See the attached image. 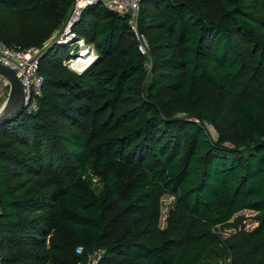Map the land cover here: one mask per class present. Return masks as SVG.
Masks as SVG:
<instances>
[{
    "label": "trees",
    "instance_id": "1",
    "mask_svg": "<svg viewBox=\"0 0 264 264\" xmlns=\"http://www.w3.org/2000/svg\"><path fill=\"white\" fill-rule=\"evenodd\" d=\"M73 2L0 0V41L41 49ZM138 29L148 79L128 16L84 7L95 61L71 73L50 44L38 110L0 123V264H264V0H142Z\"/></svg>",
    "mask_w": 264,
    "mask_h": 264
},
{
    "label": "built area",
    "instance_id": "2",
    "mask_svg": "<svg viewBox=\"0 0 264 264\" xmlns=\"http://www.w3.org/2000/svg\"><path fill=\"white\" fill-rule=\"evenodd\" d=\"M74 1H77V9H79V11L77 10L75 11V14L77 15L76 18H71L70 16V18L66 22L67 23L66 28H69L74 23H76L84 7L94 4L98 1H100L103 7L107 10L117 13L121 16H128V24L137 42V49L139 53L145 58L144 67L147 70V72H150L151 62L149 60V52H150L149 42L146 35L140 32L138 29V15L142 0H74ZM72 36L74 35L72 34ZM76 39L78 41H81L82 44L85 43L84 40L82 39L80 40L78 38ZM64 43L65 44L58 42V44H62L64 46H73L72 40L68 37ZM46 47H48V44L46 45L44 44V46L41 49H36V48L20 49L14 46L13 47L7 46L2 41H0V65L12 70L15 73L16 77L18 78L23 89L22 109L28 113H34L38 110L37 98L41 96V91L44 81L43 76L39 73V59ZM74 48H76V51L71 52L73 53L71 55V59L76 58L77 55H79V53L82 52L81 46L79 44H76ZM71 59L67 61H70ZM93 60L89 59L87 56L83 68L84 69L87 68L93 62ZM0 89L6 92V96L8 98L10 91V84L8 80L3 77H0ZM75 252L77 254H80L81 249H76ZM102 254L99 255L100 259L102 257ZM90 257H89V262H90ZM89 262L87 264H89Z\"/></svg>",
    "mask_w": 264,
    "mask_h": 264
},
{
    "label": "rangeland",
    "instance_id": "3",
    "mask_svg": "<svg viewBox=\"0 0 264 264\" xmlns=\"http://www.w3.org/2000/svg\"><path fill=\"white\" fill-rule=\"evenodd\" d=\"M79 11V9H77V1H74L69 10L68 13L66 14V17L64 19V21L62 22L61 26H59L54 33L50 36V38L47 40V42L45 43L48 44V46L50 44H54L55 46H64L62 44H65L64 42L66 41L67 37L70 38L72 40L73 46L67 48V49H62V48H58V58L60 60H69L70 56L68 55V53L71 52H75L76 48H74L76 46V44H79L81 46V49H85V53L87 54L88 58L90 59H94L97 58V52L96 49L94 47V45L92 44H82L81 41H78L75 38V35L72 32L73 27L75 26L76 23H74L72 26H70L69 28H66L67 25V20L70 18H76V14L75 11ZM80 20V16L78 17L77 21ZM76 21V22H77ZM72 34L74 36H72ZM58 42L62 43V44H58ZM73 53H71L70 55H72ZM80 54V53H79ZM78 56V55H77ZM91 56H93V58H91ZM95 57V58H94ZM74 59V58H73ZM72 60V59H71ZM93 60V61H94ZM149 60L151 61V58L149 56ZM93 63V62H92ZM91 63V64H92ZM90 64V65H91ZM73 64L71 63V61H64L62 63L63 68H65L66 70L70 71L71 73H76L78 75H80L81 73L79 71H81L82 69L75 67V65H73V67H71ZM90 65L87 68H83V70L81 71L82 73L88 69L90 67ZM71 67V68H70ZM74 69V70H72ZM79 72V73H78ZM151 72V70H150ZM150 72H147V79L150 77ZM59 97V96H58ZM7 96H6V92H4V90L0 89V107H2V105L4 104L5 100H6ZM193 106H192V110L193 112L195 111V108H198V106L202 103H207L209 102V99L207 97V95L205 93L200 92L199 90H194L193 96ZM229 107L225 106L222 109V115H221V120L219 123V128H213L212 126H210L209 124H206V127L208 129V134L209 137L212 138V140H217V137H219V132H226V133H235L236 132V126L232 123V116L230 113V110H228ZM181 116H185L183 114H181ZM189 119L191 120H196V117L192 116L189 117ZM262 121L264 122V118L262 119ZM173 204H174V199L168 195H164L160 198L159 200V218H158V228L163 230L166 226V218L168 216L169 211L173 208ZM240 214L246 216L247 220L244 223V228L246 230H251L252 228L255 227V223L252 220L254 213L250 212V211H243ZM230 234H232V232H226L224 233L225 236H229ZM104 254V250L103 248H97L94 252L93 255H91L90 257V262L89 264H98L101 259L99 258V255ZM102 254V255H103Z\"/></svg>",
    "mask_w": 264,
    "mask_h": 264
},
{
    "label": "water",
    "instance_id": "4",
    "mask_svg": "<svg viewBox=\"0 0 264 264\" xmlns=\"http://www.w3.org/2000/svg\"><path fill=\"white\" fill-rule=\"evenodd\" d=\"M0 77L8 80L10 84L9 96L0 109V123L17 110L22 109L23 89L15 73L0 65Z\"/></svg>",
    "mask_w": 264,
    "mask_h": 264
},
{
    "label": "bare ground",
    "instance_id": "5",
    "mask_svg": "<svg viewBox=\"0 0 264 264\" xmlns=\"http://www.w3.org/2000/svg\"><path fill=\"white\" fill-rule=\"evenodd\" d=\"M84 50H85V49H82V52H81L76 58L70 60L71 63H72L73 65H75V67L78 66V68H80V69H82V70H83V65L85 64V62H86V57H87V54L85 53ZM91 58H93V56H91ZM89 59H90V58H89ZM72 67H73V66H72ZM72 70H74V69H72ZM82 70H81V71H82ZM81 71H79V72H81Z\"/></svg>",
    "mask_w": 264,
    "mask_h": 264
}]
</instances>
